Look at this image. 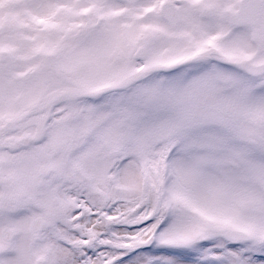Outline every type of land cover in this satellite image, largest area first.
Listing matches in <instances>:
<instances>
[{"label": "snow or ice", "instance_id": "obj_1", "mask_svg": "<svg viewBox=\"0 0 264 264\" xmlns=\"http://www.w3.org/2000/svg\"><path fill=\"white\" fill-rule=\"evenodd\" d=\"M140 14L137 0H0V264H264V187L236 183L264 184V66L235 85L260 100L255 149L82 99L93 69L134 54Z\"/></svg>", "mask_w": 264, "mask_h": 264}, {"label": "rangeland", "instance_id": "obj_2", "mask_svg": "<svg viewBox=\"0 0 264 264\" xmlns=\"http://www.w3.org/2000/svg\"><path fill=\"white\" fill-rule=\"evenodd\" d=\"M163 1L167 0H140L138 3L141 14L136 17L139 26L136 51L145 47L147 60L136 59L135 51L130 58L114 56L109 62L98 65L88 74L96 82L97 89L121 81L142 66L191 57L214 44L230 58L253 59L255 62L264 60V42L257 35L261 24L238 28L231 23V13L239 9L241 0H178L180 23L176 29H172L160 14ZM108 2L123 3L119 0ZM208 5L212 12L206 18L202 10ZM148 7L154 10L143 11ZM12 14L16 15L15 12ZM112 20L128 27L127 12L112 17ZM261 20L264 21V11ZM208 39L212 40L211 45L206 43ZM244 78L260 80L230 65L207 60L170 72L155 73L127 89L84 100L94 102L107 111H135L158 126L178 125L186 135H227L235 144L255 149L253 141L260 130L246 112L250 103L256 105L260 100L250 101L238 91L236 82ZM258 156L259 153L255 152L250 167L256 166ZM227 167L235 168L236 165ZM218 175L224 179V173ZM228 182L232 181L229 179ZM236 183L241 192L264 187L261 179L251 171L242 172ZM240 211L248 216H257L260 212L250 204L242 205Z\"/></svg>", "mask_w": 264, "mask_h": 264}, {"label": "water", "instance_id": "obj_3", "mask_svg": "<svg viewBox=\"0 0 264 264\" xmlns=\"http://www.w3.org/2000/svg\"><path fill=\"white\" fill-rule=\"evenodd\" d=\"M247 4H248V0H245L244 2H243V5H246L247 6ZM252 7V5H249L248 7H247V9H249V8H251ZM237 15V14H236ZM259 16H260V10L258 9V11L256 12V13H254V18L255 19H250V18H247L246 20H248V21H238V20H236L235 18V22L236 23H238V24H256L257 23V19L259 18ZM167 17V16H166ZM235 17V16H234ZM167 18H169V17H167ZM170 20H171V24H173L174 26L176 25L175 23L177 22V16L175 15V18L174 19H172V18H170ZM138 55H139V57L141 58H143V56H144V51L143 50H141L139 53H138ZM207 58H216L217 60H219V61H221V62H224L225 64L226 63H228V64H234V65H236V66H238V67H240V68H243V69H245L246 71H247V73H250V74H252V75H254V76H258V75H260L259 73H257V72H250V71H248L247 70V68H246V66L247 65H255V66H264V63H261V64H253V63H251V62H242V63H238V62H234V61H231V60H227V59H225V58H223L221 55H220V53L217 51V50H212V51H208V52H206V53H203L202 55H200L199 57H198V59L199 60H201V59H207ZM173 67H176L175 65H166V66H151V67H149V68H147L146 70H144V71H141V72H139V73H137V74H135V75H133L132 76V78H129L128 80H126V81H124L123 83H121L120 85H117V86H107V87H103L101 90H97L96 92H94V93H91V94H89V95H87L86 97H93V96H97V95H100V94H103V93H106V92H109V91H111V90H114V89H119V88H124V87H127V86H129V85H131V84H133V83H135V82H137L138 80H140L142 77H144L146 74H148V73H152V72H155V71H163V70H168V69H171V68H173Z\"/></svg>", "mask_w": 264, "mask_h": 264}]
</instances>
